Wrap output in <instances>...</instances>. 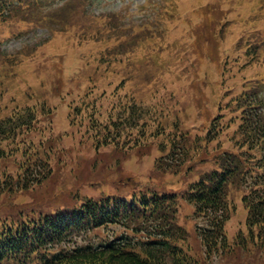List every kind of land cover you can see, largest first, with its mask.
Here are the masks:
<instances>
[{"label": "rangeland", "instance_id": "obj_1", "mask_svg": "<svg viewBox=\"0 0 264 264\" xmlns=\"http://www.w3.org/2000/svg\"><path fill=\"white\" fill-rule=\"evenodd\" d=\"M152 2L22 3L0 23V119L28 108L38 120L6 143L0 221L106 194L184 192L218 153L237 149L241 110L231 101L264 92V0H167L158 14ZM130 110L142 112L132 128ZM168 138L179 152L166 166ZM32 164L49 173L40 183L24 171ZM243 191H230L227 245L217 250L202 246L201 220L177 200L176 222L188 232L179 244L197 264H264Z\"/></svg>", "mask_w": 264, "mask_h": 264}, {"label": "trees", "instance_id": "obj_2", "mask_svg": "<svg viewBox=\"0 0 264 264\" xmlns=\"http://www.w3.org/2000/svg\"><path fill=\"white\" fill-rule=\"evenodd\" d=\"M6 12L0 1V15L5 20ZM238 98L231 101L241 110L233 117L239 120L234 134L236 153H218L215 168L180 195L193 206L194 218L201 220L195 232L206 250L227 245L224 226L231 214L232 189H245L240 201L246 210L248 234L264 236V106L255 96ZM141 114L130 110L126 127H136ZM37 121L28 108L0 119V160L4 159L6 143L29 132ZM116 129L122 130V126ZM167 140L170 149L164 165L169 166L177 161L169 154L179 152V147L175 139ZM161 159L155 162L156 169H163ZM45 169L43 164H32L24 171L29 170L33 180L40 183L49 174ZM145 191L128 199L88 198L54 212L22 211L17 219L3 218L0 264H197L179 244L186 241L188 233L176 222V197ZM108 229L112 232L102 240L91 241V232Z\"/></svg>", "mask_w": 264, "mask_h": 264}]
</instances>
